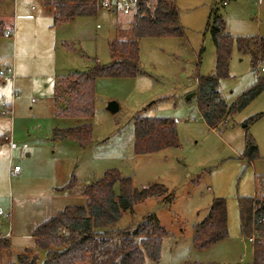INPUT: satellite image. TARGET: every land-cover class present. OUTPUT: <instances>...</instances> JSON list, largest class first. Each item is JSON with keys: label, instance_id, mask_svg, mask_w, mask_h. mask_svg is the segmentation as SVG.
<instances>
[{"label": "rangeland", "instance_id": "obj_1", "mask_svg": "<svg viewBox=\"0 0 264 264\" xmlns=\"http://www.w3.org/2000/svg\"><path fill=\"white\" fill-rule=\"evenodd\" d=\"M97 5L94 16L54 24V10L46 11L44 0H0L4 34H12L0 36V211L10 214L0 216V236L10 224L13 235H26L65 206L84 205L86 187L116 170L131 180L132 190L167 189L166 196L123 212L114 227H136L148 216L158 220L166 233L159 260L145 264H252L251 242L240 232L238 201L264 194V90L213 130L201 117L196 93L197 79L216 72L213 17L223 20L235 40L264 38V0H175L181 36L141 39L139 75L97 78L92 118H67L61 105L67 98L55 100L58 80L91 69L94 61L109 65V43L128 40L134 21L135 10L122 15L119 8L101 10L99 0ZM258 64L255 73L250 53L233 43L227 76L218 83L228 107L264 78L259 72L264 62ZM111 102L116 113L107 110ZM138 118L172 120L178 147L135 155ZM83 124L92 130L85 148L53 136L55 130ZM249 142L258 154L252 161L246 155ZM72 178L71 187L59 191ZM113 191L117 199L118 183ZM213 198L225 201L227 236L198 250L193 229L207 217ZM34 254L43 259L37 250Z\"/></svg>", "mask_w": 264, "mask_h": 264}, {"label": "trees", "instance_id": "obj_2", "mask_svg": "<svg viewBox=\"0 0 264 264\" xmlns=\"http://www.w3.org/2000/svg\"><path fill=\"white\" fill-rule=\"evenodd\" d=\"M44 5L54 10L53 23L70 22L77 17L94 16L97 0H44ZM4 21L0 18V36L4 35ZM216 51V72L213 76L197 79V107L206 125L217 129L232 113L246 107L264 90V78L241 94L228 107L222 100L218 83L227 76L233 43L239 52H249L251 67L256 73L258 63L264 62V38L233 39L225 29L223 20L214 16L209 26ZM175 0H137L134 21L128 40L109 43L111 63L93 67L58 80L55 100H64L62 115L72 119L93 116L94 83L97 78L136 77L139 75V41L143 38L180 37ZM1 83V82H0ZM91 126L53 131L55 140H72L85 148L90 143ZM178 147L175 123L168 119L138 118L134 120V153L147 155L166 148ZM256 147L249 142L246 155L252 161ZM74 183L73 178L59 191ZM119 184L116 199L114 185ZM167 195L163 185H153L140 191L132 190L129 178L118 171L109 170L94 185H89L81 195L84 205H68L55 216L38 225L32 232L35 248L43 254L40 260L32 250L24 249L16 255L15 264H145L156 262L160 256L161 238L166 234L153 216L145 218L136 227L115 229L122 213H132L133 205L151 198ZM240 232L252 239V264H264V194L257 198L244 197L238 201ZM193 246L202 250L227 236L226 204L222 198H213L207 217L194 227ZM6 240L0 239V249H8Z\"/></svg>", "mask_w": 264, "mask_h": 264}, {"label": "crops", "instance_id": "obj_3", "mask_svg": "<svg viewBox=\"0 0 264 264\" xmlns=\"http://www.w3.org/2000/svg\"><path fill=\"white\" fill-rule=\"evenodd\" d=\"M227 4L228 3H225L224 5H227ZM49 8L50 7H47V6L44 5V9L46 11L47 10L51 11V9H49ZM61 105H63V109H64V104L62 103ZM2 215L5 216L6 218L7 217L10 218V214H6V215L2 214ZM2 215H0V216H2ZM35 228L30 230V233H28L26 235H18V236H16V235H13V232H14L13 231V225L10 224V227H9L10 230L7 232V234L5 236H0L1 237L0 239L6 240L8 242V244H9V247H11V249L15 248L18 252L16 251L17 253L16 252L15 253L14 252L11 253L12 251H11V249L9 247H8V249H5V250H1L0 249V264H15L16 255L18 253H20L24 249L32 250L33 252L36 251L35 244H34L35 243L34 242V238L32 237V232H33V230ZM11 254H13V256Z\"/></svg>", "mask_w": 264, "mask_h": 264}, {"label": "built area", "instance_id": "obj_4", "mask_svg": "<svg viewBox=\"0 0 264 264\" xmlns=\"http://www.w3.org/2000/svg\"><path fill=\"white\" fill-rule=\"evenodd\" d=\"M137 0H99V8L101 10H111L112 8H119L122 15H128L135 10ZM225 4V2H224ZM114 6V7H113ZM5 37H12L11 32L7 31ZM259 72L264 73V64L259 67ZM3 76V73L0 71V78ZM13 76L11 75V78ZM5 113V111H4ZM19 172V168L16 166L12 169V173L16 174ZM0 215L2 212L0 211ZM252 242V239L250 240Z\"/></svg>", "mask_w": 264, "mask_h": 264}, {"label": "water", "instance_id": "obj_5", "mask_svg": "<svg viewBox=\"0 0 264 264\" xmlns=\"http://www.w3.org/2000/svg\"><path fill=\"white\" fill-rule=\"evenodd\" d=\"M107 110L111 113H116L118 111V106L115 102H111L108 104Z\"/></svg>", "mask_w": 264, "mask_h": 264}]
</instances>
